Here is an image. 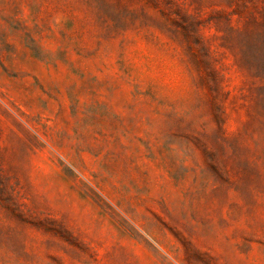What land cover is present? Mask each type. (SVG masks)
I'll list each match as a JSON object with an SVG mask.
<instances>
[{"label": "rangeland", "instance_id": "374dc122", "mask_svg": "<svg viewBox=\"0 0 264 264\" xmlns=\"http://www.w3.org/2000/svg\"><path fill=\"white\" fill-rule=\"evenodd\" d=\"M0 264H264V0H0Z\"/></svg>", "mask_w": 264, "mask_h": 264}]
</instances>
